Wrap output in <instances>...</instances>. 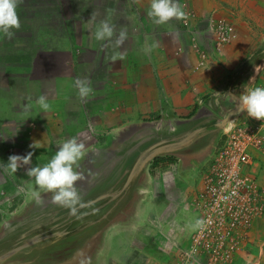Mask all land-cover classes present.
<instances>
[{
    "label": "rangeland",
    "instance_id": "1",
    "mask_svg": "<svg viewBox=\"0 0 264 264\" xmlns=\"http://www.w3.org/2000/svg\"><path fill=\"white\" fill-rule=\"evenodd\" d=\"M228 3L232 4L231 11L223 9L222 14L207 16L204 26L211 30L217 21H224L233 29L230 43L237 35L252 39L240 45L246 52L254 51V55L242 56V61L261 59L264 0H228ZM137 7L134 0H20L16 9L20 27L12 30L11 38L6 35L1 38L0 64L26 59L24 50L29 42L42 50L63 47V36L55 39L58 33H75L78 42L86 43L84 38L94 33L96 24L104 19L115 24L117 32L125 29L127 39L119 48L104 42L95 68H79L78 78L90 80L96 90L105 89L104 77L108 76L109 96L104 98L107 111L89 115V107L84 111L76 106L65 109L69 125H83L80 127L83 135H77V139L91 144L85 146L86 154L77 169L85 175L77 187L86 206L72 215L67 208L52 202V193L44 192L38 203L31 197L36 186L29 188L18 171L9 174L0 169V183L6 182L3 190L8 196L7 200L0 198V264H158L160 260L155 261L156 256L149 254L158 248L161 254L158 257L165 258V263L159 264H175V256L185 247L186 237L177 230L181 218L177 211L182 209L195 219L191 202L216 145L188 175L177 176L175 154H184L178 153L177 143L185 137L177 129L178 121L193 119L200 113L193 117L196 109H191L189 116L170 110L164 115V105L156 107L151 103L155 92L152 63H161L164 58L162 51L156 49L160 43L158 34L184 33L190 37L188 45L196 55L194 71H201L200 39L195 27L202 25L196 24V15L186 3L182 6L184 18L163 25L154 24ZM75 22L78 23L74 25ZM18 33L29 34L30 41L26 36L17 40ZM207 33L217 52L230 44L217 47L214 33ZM122 50L123 64L120 58L112 59L114 53L121 54ZM107 64H112L114 70L105 72ZM118 89L123 93L115 98L113 94ZM139 101L150 112L143 111L136 120L139 112L128 114V109ZM92 106L94 110L98 105ZM94 143L102 145L95 147ZM121 145L125 146L123 151ZM186 187L192 188L190 195ZM262 220L253 225L252 231ZM185 228L192 227L188 223ZM148 241L155 247L150 251L145 247L147 252H140ZM174 242L176 246L172 245Z\"/></svg>",
    "mask_w": 264,
    "mask_h": 264
},
{
    "label": "crops",
    "instance_id": "2",
    "mask_svg": "<svg viewBox=\"0 0 264 264\" xmlns=\"http://www.w3.org/2000/svg\"><path fill=\"white\" fill-rule=\"evenodd\" d=\"M134 1L138 6L137 10H142L147 15L146 9L151 0ZM179 3L182 6L186 3L196 15V24L202 25V28L195 27V29L200 39L199 49L203 66L200 67L201 71H194L196 55L189 46L190 37H186V34H180L178 37L170 33L158 34L160 43L156 49L162 51L164 58L161 63H152L155 72L153 84L155 92L151 103H154L156 107L164 105L165 110L161 109L164 115L165 113L168 115L167 111L170 110L173 114L176 111V115L189 116L193 112L191 109H196L193 117L200 113L198 117H192L193 119L185 121L179 119L177 124V129L181 130L180 134L185 136L177 143L178 153L184 154H175L179 162L175 163L178 170L177 176L181 178L182 175H188L198 162L204 160L211 152V148L214 149L228 120L235 117L239 121L247 116L246 113L235 110L236 105L227 94L238 95L245 87H264V50H261V59L251 58L248 61H242V56L254 55V51L246 52L240 47L241 44H248H243L245 39L240 35H237L235 41L228 46L219 49L220 51L217 52L214 49L206 25L204 26V20L213 13L222 14L223 9L231 11L232 4L228 3V0H179ZM76 23L78 22L74 25ZM93 34L91 32L85 37L86 43H84L77 41L75 33H58L54 38L63 36L64 46L61 48L42 50L41 47L29 42L24 50L26 59H15L8 61L5 65L0 64V162L6 164L10 155H25L32 152L30 166H42L51 159L65 140L83 135L80 129L83 125L72 126L66 121L65 109L67 107L76 106L77 109L80 107L82 111L89 107L87 110L89 115L102 114L105 110L107 111L108 103L104 98L109 96L106 91L108 76L104 77L105 89L92 88V92L83 101L79 98L74 86L79 76V68L85 66L90 69L95 68L96 59L103 48L105 41H96ZM3 36L4 34L0 33V40ZM25 36L30 41L29 34L15 35L17 40ZM246 40L249 42L252 39L247 38ZM120 55H124L123 50ZM113 70L112 64L105 65V72ZM211 89L212 93L209 91ZM122 93L123 91L118 89L113 96L118 98L122 96ZM41 95L45 96L50 104V109L46 112L40 110L36 103ZM140 103L141 101L133 103L130 105L132 108H127L128 114H132L135 110L139 112L136 120L141 118L140 114L143 111L146 114L150 112L148 106L144 104L142 107ZM95 104L98 106L96 107ZM92 105L95 106L94 110H91ZM121 114L124 119V104L121 107ZM130 116L133 115H128ZM262 136L261 149L255 153V162L251 169L259 184L264 188V130ZM203 137L206 139L200 140ZM199 140L200 145L197 146ZM87 145L91 144H85ZM101 145L94 143L95 147ZM124 147L121 145L122 151ZM28 167L24 166L17 171L21 180L26 181L27 186L29 185L32 189L36 185H33L35 184L34 178L26 175ZM5 184L6 182L0 183L2 200L8 199L7 191L3 190ZM199 185L200 182L196 188ZM191 187L185 188L188 195L192 191ZM177 212L181 217L178 220L177 230L180 229L185 235L184 245L187 246L190 230L185 227L188 223L190 224L191 219L182 209ZM262 219L261 225L256 224L254 230L249 232H252V237H248L233 264H264V215ZM172 229L176 230L174 227ZM172 245L176 246L175 242ZM145 247H148L150 251L151 247L155 246L153 243L150 244V241L145 242L140 252H147ZM158 249L149 254L152 257L156 256L155 261L160 260L161 263H165V258L161 260L158 257L161 255L158 254ZM162 252L161 250L160 253Z\"/></svg>",
    "mask_w": 264,
    "mask_h": 264
},
{
    "label": "built area",
    "instance_id": "3",
    "mask_svg": "<svg viewBox=\"0 0 264 264\" xmlns=\"http://www.w3.org/2000/svg\"><path fill=\"white\" fill-rule=\"evenodd\" d=\"M207 32L214 33L217 47L234 37L232 27L222 20ZM263 130L264 120L249 116L231 119L223 129L191 202L196 217L188 246L177 254L175 264L234 263L254 221L263 214L264 189L251 169ZM197 220L201 224L193 227Z\"/></svg>",
    "mask_w": 264,
    "mask_h": 264
},
{
    "label": "clouds",
    "instance_id": "4",
    "mask_svg": "<svg viewBox=\"0 0 264 264\" xmlns=\"http://www.w3.org/2000/svg\"><path fill=\"white\" fill-rule=\"evenodd\" d=\"M19 3L20 0H0V33H3L9 38L14 35L12 30L20 27V21L16 11ZM185 15L186 13L180 5L179 0H151L147 11V16L151 18L152 22L156 25L166 24L172 19H182ZM93 35L96 41L108 42L113 48H119L127 39L126 30L121 28L117 32L116 25L110 23L107 19L101 20L96 24ZM176 35L178 37V33H176ZM113 37H115L114 41ZM117 58L123 59V56L119 53H114L112 59L115 60ZM74 86L82 101L92 92L91 81L88 79L77 78L74 82ZM227 95L230 96L235 103V110L237 112H244L249 117L257 120H264V87H245L238 95ZM36 103L40 110L44 112L50 109V104L43 95L37 98ZM230 120H228L227 124ZM220 143L221 138L216 143V148ZM85 154V143L74 136L65 140L55 151L51 159L42 166H30L32 152H28L25 155H10L6 164L0 162V169L9 174H14L18 169L29 166L26 169V175L30 178H34V183L36 185L31 191V197L39 203L42 200V192L52 193L53 203L67 208L70 214L76 215L80 208L86 206L77 187V182L85 179L84 173L77 170L80 167L79 162L84 158ZM263 215L264 209L261 217L254 221L253 225L262 219ZM190 219L191 226L194 219L193 217ZM200 224L201 221L197 220L193 227H198ZM187 246L180 248V250L185 249ZM176 257L177 256H175V258Z\"/></svg>",
    "mask_w": 264,
    "mask_h": 264
}]
</instances>
